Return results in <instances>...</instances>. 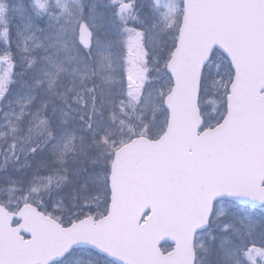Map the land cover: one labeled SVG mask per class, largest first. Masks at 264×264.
Returning a JSON list of instances; mask_svg holds the SVG:
<instances>
[{
  "label": "snow or ice",
  "instance_id": "obj_1",
  "mask_svg": "<svg viewBox=\"0 0 264 264\" xmlns=\"http://www.w3.org/2000/svg\"><path fill=\"white\" fill-rule=\"evenodd\" d=\"M264 264V0H0V264Z\"/></svg>",
  "mask_w": 264,
  "mask_h": 264
},
{
  "label": "rangeland",
  "instance_id": "obj_2",
  "mask_svg": "<svg viewBox=\"0 0 264 264\" xmlns=\"http://www.w3.org/2000/svg\"><path fill=\"white\" fill-rule=\"evenodd\" d=\"M72 264H84V260L77 255L72 258Z\"/></svg>",
  "mask_w": 264,
  "mask_h": 264
}]
</instances>
